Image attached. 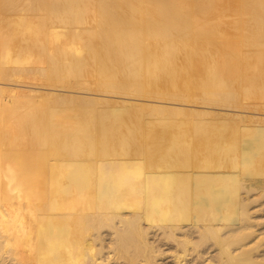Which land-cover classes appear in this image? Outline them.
Returning <instances> with one entry per match:
<instances>
[{"label": "bare ground", "instance_id": "6f19581e", "mask_svg": "<svg viewBox=\"0 0 264 264\" xmlns=\"http://www.w3.org/2000/svg\"><path fill=\"white\" fill-rule=\"evenodd\" d=\"M257 201L264 0H0V264H264Z\"/></svg>", "mask_w": 264, "mask_h": 264}, {"label": "rangeland", "instance_id": "374dc122", "mask_svg": "<svg viewBox=\"0 0 264 264\" xmlns=\"http://www.w3.org/2000/svg\"><path fill=\"white\" fill-rule=\"evenodd\" d=\"M206 41H207V39L204 37H197L196 38L197 44L201 43L203 45H206V43H207ZM199 48H200V46H198V49ZM209 63H210V59L207 55L194 52V53H192V57L189 61V65H188L189 69L187 70L188 72L187 71L186 72L184 71L185 73L183 72V74L187 75V78L189 79V86L191 88V95L195 98H198L202 95L204 83L208 78ZM71 92L72 93H78V94L82 93L80 90H76V89L72 90ZM253 203H255V204L257 203L256 205L252 204V205H254V207H253L254 209H257V207L260 206V204H262L263 207L260 206V208L259 207L258 208L262 209L264 211V205H263L264 202L263 203L261 202L259 205H258V201L253 202ZM259 209L256 210L258 212V214L261 216V218L258 217V220L262 221V220H264V212L262 210L260 212ZM257 212H256V214H257ZM262 223L257 224L256 225L257 227L255 226L257 228V230L262 229V228H259V226H261ZM263 229H264V227H263ZM263 244L261 245V246H263V248L262 247L259 248L260 252H262V253L264 252V245ZM211 251H212V248H211ZM213 252L214 251H212L211 253H213ZM193 256L195 257L196 260H194ZM167 257L164 258V260H162V261L158 260V262L155 264H164V263L165 264H171L169 257L168 258ZM190 257H192V258L189 261ZM200 259L199 258L197 259L195 255H191V256H188V259H187L189 262L187 260H185L186 262H184L183 264H196V262L200 263V261L202 260V259L201 260ZM202 261H201V263L205 264V262L204 261L202 262ZM161 262H163V263H161ZM199 263H197V264H199Z\"/></svg>", "mask_w": 264, "mask_h": 264}]
</instances>
